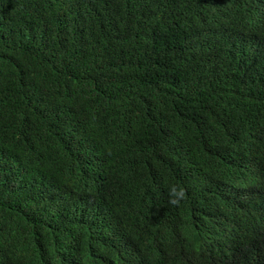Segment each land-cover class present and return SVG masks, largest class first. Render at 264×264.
Returning <instances> with one entry per match:
<instances>
[{"label": "trees", "instance_id": "16d2710c", "mask_svg": "<svg viewBox=\"0 0 264 264\" xmlns=\"http://www.w3.org/2000/svg\"><path fill=\"white\" fill-rule=\"evenodd\" d=\"M0 264H264V0H0Z\"/></svg>", "mask_w": 264, "mask_h": 264}]
</instances>
